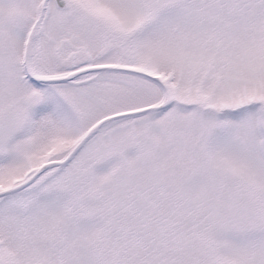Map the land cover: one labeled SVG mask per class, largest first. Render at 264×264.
<instances>
[{"label": "snow or ice", "instance_id": "snow-or-ice-1", "mask_svg": "<svg viewBox=\"0 0 264 264\" xmlns=\"http://www.w3.org/2000/svg\"><path fill=\"white\" fill-rule=\"evenodd\" d=\"M0 264H264V0H0Z\"/></svg>", "mask_w": 264, "mask_h": 264}]
</instances>
